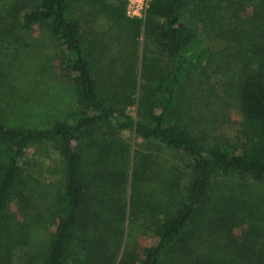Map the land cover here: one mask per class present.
I'll list each match as a JSON object with an SVG mask.
<instances>
[{
  "label": "trees",
  "instance_id": "1",
  "mask_svg": "<svg viewBox=\"0 0 264 264\" xmlns=\"http://www.w3.org/2000/svg\"><path fill=\"white\" fill-rule=\"evenodd\" d=\"M186 5V0H151L144 18L128 17L126 0H19L13 6L25 24L48 28L61 46L72 74L74 105L47 127L10 125L0 118V264H5L14 243L8 211L14 195L24 198L27 189L23 160L30 147L40 144L57 148L64 174V189L54 205V239L41 264H72L71 253L78 244L84 249L83 264H115L111 223L102 210L91 206L90 188L94 184L99 194L110 196L109 211L124 221L127 174L120 169L118 153L111 165L100 156L102 165L89 183L81 152L82 142L103 125L132 131L145 142H159L190 163L187 174L170 170L169 208L153 221L156 241L146 248L140 264H264V229L252 227L238 236L230 226L237 225L236 205L209 196L218 173L264 182V73L254 71L237 84L242 129L234 141L207 145L188 126L177 124L186 113V97L202 91L189 84L191 69L214 61L212 46L184 18ZM83 7L111 24L127 25V38L134 43L143 33L153 37L168 60L154 81L142 84L136 118L126 112L136 88L133 71L123 75L117 87L102 83L95 53L84 40L78 15ZM133 186L138 190L137 179Z\"/></svg>",
  "mask_w": 264,
  "mask_h": 264
},
{
  "label": "rangeland",
  "instance_id": "2",
  "mask_svg": "<svg viewBox=\"0 0 264 264\" xmlns=\"http://www.w3.org/2000/svg\"><path fill=\"white\" fill-rule=\"evenodd\" d=\"M18 1L0 0V118L10 125L47 127L63 119L74 105L72 74L51 31L25 24L16 14L13 6ZM186 3L184 18L212 46L214 61L207 67L191 69L189 84L198 85L202 91L186 97V113L176 123L188 126L207 145L234 141L242 129L237 84L254 71L264 73V0ZM78 15L85 44L95 53L102 83L117 87L122 76L133 71L136 88L130 93L133 104L126 107V112L136 118L142 84L154 81L167 67L165 54L145 33L134 43L127 38V25L111 24L104 16L91 15L85 7L78 10ZM110 145L111 149L107 147ZM81 152L89 183L95 180L97 166L102 165L100 156L103 163L111 165L114 155L119 154L120 169L127 174L123 195L127 218L121 221L109 211L110 196L99 194L94 184L90 202L111 223L108 228L118 255L115 264H140L146 248L156 241L153 221L162 218L163 210L169 208L166 182L170 170L187 174L190 163L182 153L159 142H145L132 131H118L108 125L96 127L82 142ZM23 166L27 189L24 198L14 195L8 211L14 243L5 264L42 263L56 230L54 205L64 189L62 159L51 144L30 147ZM135 179L138 190L133 186ZM209 196L213 201L236 205L237 225L230 226L238 236L252 227L264 229V182L249 175L218 173ZM83 262L84 249L78 244L72 250L71 263Z\"/></svg>",
  "mask_w": 264,
  "mask_h": 264
},
{
  "label": "built area",
  "instance_id": "3",
  "mask_svg": "<svg viewBox=\"0 0 264 264\" xmlns=\"http://www.w3.org/2000/svg\"><path fill=\"white\" fill-rule=\"evenodd\" d=\"M151 0H126L125 12L131 18H144Z\"/></svg>",
  "mask_w": 264,
  "mask_h": 264
}]
</instances>
